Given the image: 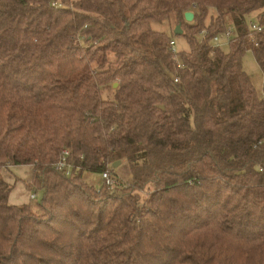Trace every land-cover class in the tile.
<instances>
[{
  "label": "trees",
  "instance_id": "16d2710c",
  "mask_svg": "<svg viewBox=\"0 0 264 264\" xmlns=\"http://www.w3.org/2000/svg\"><path fill=\"white\" fill-rule=\"evenodd\" d=\"M117 161L112 192L81 180ZM22 165L42 196L0 174V264H264V0H0V171Z\"/></svg>",
  "mask_w": 264,
  "mask_h": 264
},
{
  "label": "rangeland",
  "instance_id": "374dc122",
  "mask_svg": "<svg viewBox=\"0 0 264 264\" xmlns=\"http://www.w3.org/2000/svg\"><path fill=\"white\" fill-rule=\"evenodd\" d=\"M251 20L255 21V13H252L250 15ZM205 24L207 23L208 19H205ZM226 24H229L226 22ZM154 29L158 30L160 27L157 24L152 25ZM173 29V28H172ZM163 30L169 31L168 28H163ZM200 36V35H199ZM175 40V48L176 50H181L186 48V44L184 40L178 36H174ZM211 43V42H210ZM212 44V43H211ZM217 46L223 51L227 49V42L224 40L220 41ZM241 67L243 71L249 76L251 83L257 92V94L261 93V84H262V74L255 63L253 56L249 50H247L241 59ZM30 166H13L9 167L7 169H1L0 174L2 177L11 183L13 185L11 189V193H9L8 200L14 203H22L24 201H28L30 204L31 208L35 209L36 204L40 201L41 196H42V191L40 189H34V186L31 185L29 182H31V177H30ZM125 164H121L118 168H115L114 172L118 173V177L123 181H127V176L128 172L126 169ZM81 180L84 182L86 186H92L94 189L101 187V177L100 173H93V172H88V171H83L81 174ZM26 187L28 189H26ZM29 188H33L32 190H29ZM106 192H110V190L106 189L105 187L102 188ZM141 192L140 193V198H143L145 196V193ZM33 194V198H29V195Z\"/></svg>",
  "mask_w": 264,
  "mask_h": 264
},
{
  "label": "built area",
  "instance_id": "2783aa9c",
  "mask_svg": "<svg viewBox=\"0 0 264 264\" xmlns=\"http://www.w3.org/2000/svg\"><path fill=\"white\" fill-rule=\"evenodd\" d=\"M248 27L250 30H260V26L255 23L254 21H249ZM204 34V31L201 30L199 32V35L202 36ZM235 35L234 28L231 24H226L225 27L221 32H219L216 35H213L210 39V42L213 45H216L224 40L225 42H228L233 36ZM251 39L253 40L252 35H250ZM168 50L175 59L177 56L178 50L175 48V41L173 39L168 41ZM173 81L176 82L177 80L173 78ZM69 150L66 148H63L59 155L57 160L53 163L52 169L56 172H59L60 174L64 176H70L78 172L79 168L77 166H74L70 160H69ZM101 177V183L102 185L110 190L112 192L114 189L119 188L124 182L116 175H113L109 170H104L100 173ZM29 198H33V194L29 195Z\"/></svg>",
  "mask_w": 264,
  "mask_h": 264
},
{
  "label": "water",
  "instance_id": "95a60500",
  "mask_svg": "<svg viewBox=\"0 0 264 264\" xmlns=\"http://www.w3.org/2000/svg\"><path fill=\"white\" fill-rule=\"evenodd\" d=\"M183 19L186 22H190L192 20V13L190 11H185L183 13ZM172 34L174 36H179L181 34V29L179 25H175L174 28L172 29ZM113 86H115V84H113ZM119 165V162H115L112 164V168H116Z\"/></svg>",
  "mask_w": 264,
  "mask_h": 264
},
{
  "label": "crops",
  "instance_id": "0c3cea01",
  "mask_svg": "<svg viewBox=\"0 0 264 264\" xmlns=\"http://www.w3.org/2000/svg\"><path fill=\"white\" fill-rule=\"evenodd\" d=\"M257 93V92H256ZM257 95H261V93L260 94H257ZM17 167H19V166H17ZM27 167V166H26ZM13 168V167H12ZM29 168V167H28ZM30 169V168H29ZM30 171H31V173L30 174H32V170L30 169ZM30 177H31V175H30ZM10 193H11V191H10ZM9 197V196H8ZM7 201H8V203L9 204H11V205H19V204H24V203H28V201L26 202V201H24V202H22V203H14V202H11V201H9L8 200V198H7Z\"/></svg>",
  "mask_w": 264,
  "mask_h": 264
}]
</instances>
